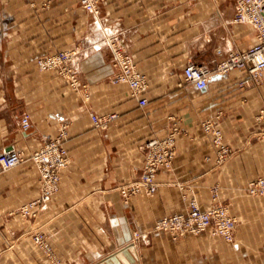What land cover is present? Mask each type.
<instances>
[{"label":"crops","instance_id":"crops-1","mask_svg":"<svg viewBox=\"0 0 264 264\" xmlns=\"http://www.w3.org/2000/svg\"><path fill=\"white\" fill-rule=\"evenodd\" d=\"M80 1L0 0V264H51L36 233L65 264H264V196L248 192L264 175V75L255 83L244 71L214 72L203 90L184 81L191 62L216 69L229 51L257 42L255 29L235 20L236 0H108L99 16ZM111 35L148 76L146 105L113 80V53L102 44ZM72 48L80 49L75 66L88 98L37 65ZM92 112L118 117L98 129ZM217 115L230 151L221 163L202 127ZM174 122L176 155L158 173V191L125 198L121 188L140 178L145 143ZM64 125L71 163L60 190L47 209L25 215L22 207L40 195L38 170L30 160L6 168L4 152L28 156ZM191 197L203 209L229 208L233 242L211 230L175 239L154 229L165 215L185 213ZM142 233L149 242L136 239Z\"/></svg>","mask_w":264,"mask_h":264},{"label":"built area","instance_id":"built-area-1","mask_svg":"<svg viewBox=\"0 0 264 264\" xmlns=\"http://www.w3.org/2000/svg\"><path fill=\"white\" fill-rule=\"evenodd\" d=\"M106 1L108 0H81V3L86 11L94 16H99L102 5ZM235 20L251 25L256 31L257 42L244 50L229 51L216 69L191 62L184 70L186 83L203 90L208 86L214 72L225 74L233 70L244 71L246 82L253 81L256 83L263 77L264 0H236ZM102 44L109 46L113 53L114 66L117 70L113 80L127 84L132 97L137 99L141 105H146L148 103L146 93L149 87V79L144 72L139 70L133 54L120 43L117 36L106 37ZM79 55V48L59 50L40 56L37 65L43 71H59L69 80L71 87L82 92L85 98H88L87 85L79 79L78 70L75 66ZM260 115L264 117V109L261 110ZM90 116L94 126L98 129H106L118 117L116 113L99 115L95 112H92ZM219 120L220 115L207 119L202 123V127L206 133L212 136L213 143L218 148L217 161L221 163L228 158L230 151L223 144V133L219 126ZM21 124L24 128H28L30 118L24 116L21 119ZM65 130L66 126L64 125L57 137L45 139L43 144L28 156L14 148L4 152L3 160L6 168H13L24 160H30L38 170L41 183L40 195L22 207L25 215H36L34 212L36 208L47 209L55 194L60 190L62 172L71 163L69 150L64 144ZM179 132L180 127L177 122H174L165 137H152L145 143V159L140 178L121 188L125 198L128 199L141 192L148 195L156 194L159 187L157 175L160 170L172 165L176 155ZM248 192L254 196H264V175L249 182ZM236 225L237 219L226 205L216 202L211 208L203 209L198 199L191 197L188 199L185 213L165 215L155 223L154 229L167 231L175 239H180L187 234L198 235L211 230L215 235L223 237L228 242H233ZM136 239L147 243L150 241V234H138ZM33 240L45 250L52 251L42 233L33 235Z\"/></svg>","mask_w":264,"mask_h":264},{"label":"rangeland","instance_id":"rangeland-1","mask_svg":"<svg viewBox=\"0 0 264 264\" xmlns=\"http://www.w3.org/2000/svg\"><path fill=\"white\" fill-rule=\"evenodd\" d=\"M79 6H80V7H83L81 1H80V3H79ZM260 114H261V112H260ZM46 242L49 243V245H50V242H49L48 240H47ZM36 245H37V244H36ZM37 246H39V245H37ZM50 246H51V245H50ZM39 247L42 248V249L45 251L48 260L51 261V264H65L60 258H58V257L55 255V253H54L53 250H52L51 252H49V251L45 250L43 247H41V246H39ZM51 248H52V247H51Z\"/></svg>","mask_w":264,"mask_h":264}]
</instances>
